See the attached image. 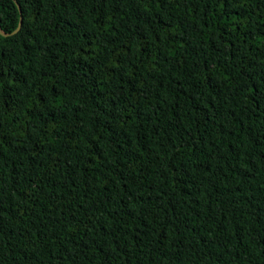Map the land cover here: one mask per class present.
Listing matches in <instances>:
<instances>
[{"label":"trees","instance_id":"obj_1","mask_svg":"<svg viewBox=\"0 0 264 264\" xmlns=\"http://www.w3.org/2000/svg\"><path fill=\"white\" fill-rule=\"evenodd\" d=\"M16 1L0 264H264V0Z\"/></svg>","mask_w":264,"mask_h":264},{"label":"water","instance_id":"obj_2","mask_svg":"<svg viewBox=\"0 0 264 264\" xmlns=\"http://www.w3.org/2000/svg\"><path fill=\"white\" fill-rule=\"evenodd\" d=\"M14 1L16 2L17 7H18V9H19V12L21 13V9H20L19 4L17 3L16 0H14ZM21 22H22V16H21V14H20V21H19L18 27H17L16 30L13 31L12 33L16 32V31L20 28ZM0 34L3 35V36H7V35H9V33L4 32V31L2 30L1 25H0Z\"/></svg>","mask_w":264,"mask_h":264}]
</instances>
